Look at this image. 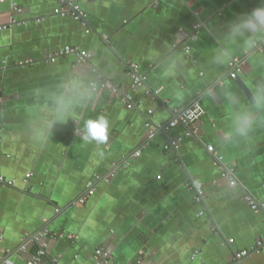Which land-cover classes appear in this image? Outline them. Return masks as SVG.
Listing matches in <instances>:
<instances>
[{"label": "crops", "instance_id": "0c3cea01", "mask_svg": "<svg viewBox=\"0 0 264 264\" xmlns=\"http://www.w3.org/2000/svg\"><path fill=\"white\" fill-rule=\"evenodd\" d=\"M259 3L79 0L89 34L79 21L55 15V0L0 4L3 25L14 17L13 6L22 9L15 16L19 24L0 34V63L10 65L0 72V176L13 183L0 184L1 264H26L38 250L31 238L44 229L63 237L48 243L38 264L74 259V264H93V251L100 247L111 253L108 264L140 256L146 264H264L262 215L243 201L250 195L264 202V112L258 113L249 137L223 143L232 109L219 94L228 88L249 103L252 83L264 78V63L257 59L264 57V49L257 50L264 42L252 51L236 52L233 59L242 61L243 72L232 80L228 65L212 66L217 39L205 30V25L222 28ZM196 25L200 28L194 36ZM174 45L189 47V57ZM65 47L89 52V63L78 67L74 57L45 63L47 55ZM28 60L32 66L11 67ZM128 64H136L146 76L147 88H161L159 99L151 102L144 89L130 90ZM92 69L130 91L135 108L127 110L108 92H100L74 120L58 124L51 141L35 143L27 134L35 111L31 91L58 83L69 71L87 72L94 80ZM198 99L205 113L196 124L197 138H184L181 127L167 134L155 128H164L174 110ZM98 118L107 120L108 138L103 144L86 142L84 124ZM178 138L177 151L164 149ZM206 146L217 151L226 169H233L235 186L214 165ZM89 183L93 194L79 205ZM194 186L204 191L201 204L195 202ZM257 241L262 243L257 254L234 260Z\"/></svg>", "mask_w": 264, "mask_h": 264}, {"label": "clouds", "instance_id": "9594fccd", "mask_svg": "<svg viewBox=\"0 0 264 264\" xmlns=\"http://www.w3.org/2000/svg\"><path fill=\"white\" fill-rule=\"evenodd\" d=\"M205 30L217 39L216 50L211 56L212 66L217 69L227 66L237 51H252L264 42V0L224 27L205 25ZM257 59L264 63V57ZM251 89L247 105L238 93L228 88L219 90L232 109L230 121L221 136L223 143L247 138L257 126L258 113L264 112V78L255 80ZM98 98L96 83L87 72L69 71L58 83L33 89L30 99L35 111L27 124V134L35 143L47 144L58 124L74 120L78 112L85 111ZM108 128V122L103 118L89 119L84 124L83 139L103 144L108 138Z\"/></svg>", "mask_w": 264, "mask_h": 264}, {"label": "built area", "instance_id": "2783aa9c", "mask_svg": "<svg viewBox=\"0 0 264 264\" xmlns=\"http://www.w3.org/2000/svg\"><path fill=\"white\" fill-rule=\"evenodd\" d=\"M4 1L5 0H0V4L3 3ZM55 1L57 4L56 9L54 10L55 15H58L60 17H71L79 21L82 24V26L85 28V33L89 34V30L87 29V16L85 12L80 8L79 0H55ZM11 11L14 17L11 19V22L8 25H3L0 23V34L2 32L9 30V28L12 25L19 24V22H17V20L15 19V16L21 14L22 9L13 6L11 8ZM199 28L200 25L194 26V32H195L194 36L196 32L199 30ZM103 39L106 40L105 37ZM173 48L174 49L180 48V50L183 52V54L186 57H189L190 55V48L187 46L180 47L178 45H174ZM263 49H264V45L257 48L258 51H263ZM70 57H74L75 65L81 67L89 63V60L91 59V54L78 47H65L59 51L47 55L44 58V61L45 63L52 64L55 63L58 59L70 58ZM32 65H33V61L28 60L24 62L15 63L11 67L23 69L27 66H32ZM228 67L230 70L229 78L232 80H236L238 76L243 72V63L241 60L237 58L232 59L231 63L228 64ZM9 68L10 65H8L5 61H2L0 63V72H5ZM127 71L130 80V90L136 91L139 89H144L145 97L151 102L155 101L156 99H159L161 88L154 90L147 88L146 76L140 73L138 66L136 64H128ZM92 73L95 75L94 81L96 83L98 93L108 92L111 97L119 100L127 110H133L135 108L136 102H134L133 96L130 91H126L123 88L114 85L110 80L100 75L95 69H92ZM147 112L149 115L153 114L152 110H148ZM204 113L205 111L203 109V106L200 100L198 99L182 110H174L172 119L167 123V125L164 128H162L159 125L156 126L155 128L161 130L162 133L167 134L168 131H170L171 129H174L176 127H181L184 130L183 133L184 138H197L198 134H197L196 124L200 120V118L204 115ZM148 126H151V123H148ZM181 141L182 138H178L176 140L170 139L168 143L165 145L164 149L166 151H177ZM206 151L212 156L214 165H216L219 169H222L229 177V185L235 186L237 182L234 179L233 169H226L223 166L222 158L218 155L217 151L212 146H206ZM135 156H139V152H137ZM113 177L114 174H111L108 179L107 178L105 179V182L109 183ZM30 178H31V174H28L25 178V183L28 182ZM0 184L4 186H12L13 183L5 181L4 178L0 176ZM93 188H94L93 183H89L87 185V189H88L87 193L78 201L79 205L86 202L87 198L93 194L94 191ZM193 190L195 192V202L197 204H201L204 200L203 189L200 186H194ZM243 201L246 203V205L253 213L262 215V224L264 225V202L257 201L250 195H245L243 197ZM57 212L58 211H56V213ZM61 237L63 236L62 235L57 236L56 234L50 233L48 229H44L39 233H37L35 236H33L30 242L36 244L38 246V250L36 251L35 256L28 258L26 264H38L41 261V259L47 254L48 243ZM3 238H4L3 234L0 230V243L3 241ZM68 238L73 239L72 236H69ZM228 243H232V241L228 240ZM261 245H262L261 241H257L256 244L252 248H250V250H242L236 253L234 255V260L240 261L243 258H246L250 254H257L259 252ZM24 251H25V247H22L20 249V252H24ZM1 253L7 255L8 251ZM196 255L197 252H194L192 257L195 258ZM1 258L2 257H0V264L2 260ZM92 260H93V264H108L111 260V253L103 247L97 248L93 251ZM74 261L75 259L68 264H74ZM126 264H146V263L143 261V259L140 256L134 262H129Z\"/></svg>", "mask_w": 264, "mask_h": 264}]
</instances>
